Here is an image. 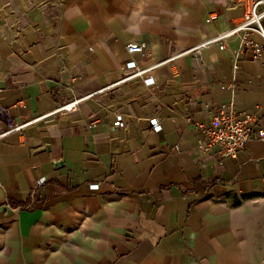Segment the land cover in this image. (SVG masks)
Here are the masks:
<instances>
[{"label":"crops","instance_id":"obj_1","mask_svg":"<svg viewBox=\"0 0 264 264\" xmlns=\"http://www.w3.org/2000/svg\"><path fill=\"white\" fill-rule=\"evenodd\" d=\"M240 16L231 0H0V122L30 123L0 139V264H264V52L235 37L183 54ZM227 103L257 118L234 158L193 126Z\"/></svg>","mask_w":264,"mask_h":264},{"label":"built area","instance_id":"obj_2","mask_svg":"<svg viewBox=\"0 0 264 264\" xmlns=\"http://www.w3.org/2000/svg\"><path fill=\"white\" fill-rule=\"evenodd\" d=\"M231 5L241 11V16L233 28L216 35L212 39L203 42L183 54H196L202 48L215 44L219 45L221 50H225L228 41L238 37L240 39L239 52L241 54L252 52L256 58L262 55L264 52V44L255 43L250 38V35L256 34L264 41V0H231ZM210 19L211 21L216 20L217 15L212 14ZM145 49V44L130 43L126 46V51L130 55L136 53L143 54L145 53ZM130 67L136 70L131 77L141 76L147 72L145 70H138L134 62L130 63ZM234 68L238 69V63L235 64ZM149 81L151 82L152 79ZM80 102L81 99H76L61 107L60 110L72 112L77 109ZM2 114L3 111L0 109V117ZM256 123L257 118L255 115L239 109L232 103H227L217 108L206 122H194L193 126L200 139L205 143L206 149L218 148V153L221 157L234 158L247 147L248 142L254 135ZM28 124L30 123L19 125L10 122L9 129L4 130L0 122V139L12 132L21 131ZM152 125L158 126V123L153 120ZM259 138L264 140L263 130L259 132ZM36 194L37 189L35 188L31 193L32 201L35 199ZM28 207H31V205ZM8 208L14 215L18 216V208L11 207L10 205H8Z\"/></svg>","mask_w":264,"mask_h":264},{"label":"water","instance_id":"obj_3","mask_svg":"<svg viewBox=\"0 0 264 264\" xmlns=\"http://www.w3.org/2000/svg\"><path fill=\"white\" fill-rule=\"evenodd\" d=\"M53 165L60 168V167H62V162L61 161H54Z\"/></svg>","mask_w":264,"mask_h":264}]
</instances>
